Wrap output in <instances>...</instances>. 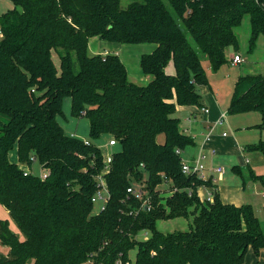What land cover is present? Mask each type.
<instances>
[{"label":"trees","instance_id":"1","mask_svg":"<svg viewBox=\"0 0 264 264\" xmlns=\"http://www.w3.org/2000/svg\"><path fill=\"white\" fill-rule=\"evenodd\" d=\"M10 1L11 9L0 10V205L22 239L0 221V244L8 248L0 264H114L134 249L133 264H242L249 248L259 257L264 234L252 205L223 203L216 191L212 202H200L197 189L211 182L181 172L176 150L194 140L175 115L179 106L201 107L198 88L208 85L201 57L213 72L227 64L225 51L238 49L234 29L246 15L254 50L264 37V0H138L125 9L121 0ZM91 37L155 44L139 59L152 79L136 85L117 55H89ZM170 61L173 75L165 72ZM67 97L71 115L87 119L89 139L108 135L119 147L105 175L109 199L97 213L91 198L102 151L64 133L57 117ZM248 112L264 120L262 74L234 83L227 113ZM13 149L17 163L8 158ZM244 149L264 158L263 140ZM34 160L49 171L45 180L19 166ZM231 170L242 176L239 166ZM248 174L264 189V174ZM141 181L147 210L126 191ZM163 183L170 196L157 190ZM180 217L191 218L188 229H157L159 220ZM142 230L147 240L137 239Z\"/></svg>","mask_w":264,"mask_h":264},{"label":"rangeland","instance_id":"2","mask_svg":"<svg viewBox=\"0 0 264 264\" xmlns=\"http://www.w3.org/2000/svg\"><path fill=\"white\" fill-rule=\"evenodd\" d=\"M138 0H121L120 2V8L125 9L128 4L135 2ZM12 8V3L10 0H0V10L1 12H5L8 9ZM235 34L238 39V49L234 50L232 47H228L225 51L226 59L228 60V63L223 65L218 71L213 72L210 67L209 63L206 60V58L201 57L202 66L206 72L207 78H208V85L207 86H200L199 92L201 94V103L202 105H206L209 98H215L217 100V103L219 107L224 111L226 114L225 116V122L219 127L217 130L221 133L223 130H226L227 134L230 135V137L237 136L238 143H248L246 141H252L256 139L255 137H252V133H245V137L241 139L239 135L237 134L238 130H235L237 128V125H241V123L245 124H251L256 123L260 120V115L257 112H252L249 114H234L229 115L227 113V108L229 104V100L231 97V93L233 90L234 82L237 78V75H244L248 73H254V74H263L264 75V37L262 35H259L257 37L255 48L252 52H249L248 50V40L250 36V21L249 16L246 15L240 26L236 27L234 29ZM190 44L193 45V42L191 38L189 37ZM95 42L97 44H102L103 50H100V54L103 55L104 51L105 54H113L114 47L120 48V52H117V56L125 66L127 70L128 80L131 83H134L136 85H145L147 84L151 79L152 76H144V74L141 72L139 67V57L142 54H148L152 51V49L156 46L152 43H144V44H121V43H110L106 42L104 40H100L99 38L90 39L88 45V53L89 55H96V52L93 50V47L95 46ZM104 54V55H105ZM233 55V56H232ZM241 56L243 59V62L239 64H232L230 62L231 57ZM52 60L55 64V67L59 71V59L55 52H52ZM74 70L78 71V66L76 62L74 63ZM144 78H149V80H144ZM189 115V112L181 111L179 114H176L175 116H179L181 125L180 128L183 130V126L189 125L185 122V118ZM201 115H197L196 122L193 123L191 126L192 132L198 133L201 131L200 127V121H201ZM58 123L61 125V127L64 130V133L68 136H75L79 138L80 140H87L95 144L96 146H105L110 138L108 135H104L100 137L97 140H91L88 136V121L85 117H74L71 115L70 112V98H64L63 104H62V116L57 117ZM185 129V128H184ZM191 132V130H189ZM188 131V132H189ZM187 132V133H188ZM185 134V133H184ZM235 135V136H234ZM251 136V137H250ZM164 140L163 135H159L157 137V142L162 143ZM197 140V139H196ZM237 144H235L234 150L231 149L230 153L228 152H219L220 150L216 148V153L214 155V165L221 166L224 168V172H226V175L229 177L228 185L230 187L234 186L237 187L238 191L241 192L242 184L245 182L246 184V191H248L249 185L253 183V177L248 174V169L253 168L256 172H259L264 169V158L260 155L258 152H242L239 151L238 148H236ZM114 151H118L119 147L115 146ZM195 147H188L186 151L182 153V159L188 160L189 156H193L196 153ZM220 153V154H219ZM8 158L11 162H17L16 159V151L15 149L11 150L8 154ZM248 159L250 161L249 166H247L244 162V159ZM208 162V159L206 163ZM239 166L241 167V173L242 176L237 175L234 173L231 168L233 166ZM21 169L27 170L33 175L39 176L44 170L41 168L40 164L37 161H33L31 167L27 165H19ZM263 173V172H262ZM258 189L260 190V186L257 184ZM168 186L165 184L159 185L157 187V190H159L162 195L168 196ZM203 191V189H202ZM264 199L259 198V200H254V203L256 206L254 208V213L256 217L260 221V226L262 229V232L264 234V221H263V211H262V205ZM257 201V202H255ZM249 203V202H244ZM102 202H96L93 206V213H97L100 210ZM261 207H260V206ZM1 220H9L11 222L10 228L16 232H18V229L14 222L10 219L9 215L6 213V209L0 205V221ZM191 223V218L185 219V218H175L170 220H159L157 222V229L163 233L171 232L174 230H186L188 229V225ZM140 237V236H139ZM1 246V245H0ZM136 249L130 251V256L132 258L135 257ZM91 258H88L90 260ZM85 261L83 264H88ZM27 264H32V261H30Z\"/></svg>","mask_w":264,"mask_h":264},{"label":"crops","instance_id":"3","mask_svg":"<svg viewBox=\"0 0 264 264\" xmlns=\"http://www.w3.org/2000/svg\"><path fill=\"white\" fill-rule=\"evenodd\" d=\"M94 38H98V37H91L90 39H94ZM90 39H89V41H90ZM89 41H88V43H89ZM142 44H144V43H142ZM155 47L152 49V51L155 49ZM102 48H103L102 44H97L95 42V46L93 47V50L96 52V54H100V50H103ZM88 49H89V45H88ZM112 49L114 50L113 54H115V55H117V52H120L119 46L114 47ZM104 54H105V51H104ZM139 59H140V57H139ZM231 59H232V57H231ZM231 59H230V62H231ZM165 72L168 75H173L175 73L172 61H170L168 63V65L166 66ZM249 74H254V73H248V74H244V75H249ZM259 74H261V73H259ZM244 75H237V78L239 76H244ZM144 76L148 77L150 75L144 74ZM237 78H236V80H237ZM144 80H149V78H144ZM236 80H235V82H236ZM201 107L207 108L208 109L207 113L200 112L199 109ZM201 107L179 106V107H177V110H176V114H179L181 111H186V110L189 112V115L185 118V122L189 125H187V126L185 125V127L183 126L184 133L186 135H189L194 140V146L193 147H195V149H196L195 153H197V151L201 148V146H203L204 147L203 151L207 155L208 162L206 163V167L209 169L208 180L211 182V187H204V188H202L203 191L202 190L201 191L203 193L216 191L219 195L220 200L223 203L233 204L235 206H240L243 204H250V205H252L253 208H255L256 205L252 202H254V200H259V198L264 199V189L261 187V185L258 182L252 181L253 183H251L249 185L248 191H246V187H245L246 183L242 184L243 186L241 188V192L238 191L237 187H234V186L230 187L228 185V181H227L229 179V177L226 175V172H224L222 174L220 179H217L216 178L217 174L212 172L213 168L221 167V166H217V165L213 164V162H214L213 158H214V155L218 153V152L216 153V148H218L220 150L219 152L223 151V152L230 153V150L231 149L234 150L235 144H237L236 148H238L239 151H242L244 153L247 151L244 149V147L246 145L255 144L260 140L264 141V120H262L261 116H259L260 120L257 121L256 123L255 122L251 123V124L241 123V125H237V128H235V130H238L237 134L239 135V137L241 139H243L245 137V135H244L245 133H252V132L255 133V134H252V137H255L256 139H254L252 141H246L248 143H242L241 144V143H238L237 136L234 135L235 137H230V135L227 134L226 130L222 131V132H226V136L223 137L222 132L220 133L218 131L219 130L218 128L221 126L212 127L213 123L215 121H217L221 117L222 114L224 115L223 116V123H224L225 122V116H226L224 111L219 107L217 100L215 98H212V97L209 98L207 104L201 105ZM249 113H252V112L243 113V114H249ZM197 115L202 116L201 117L202 119L200 121L201 131L198 133L197 132L193 133L191 126L193 125L194 122H196ZM177 117L179 118V116H177ZM180 123H181V121H180ZM259 124H261V127H256ZM209 127H211V129L213 128L212 132H211V140L209 142L204 143L203 138H204L205 133L208 132ZM189 130H191V132ZM210 149L215 150L214 155L210 154V152H209ZM247 152H250V151H247ZM188 158L190 159L191 156H189ZM16 159H17V156H16ZM244 162L247 166H249L250 161L247 158L244 159ZM15 163H17V162H15ZM239 168L241 170V167H239ZM248 170H250V169H248ZM251 170L256 175L264 174L263 168L259 172H256L253 168H251ZM257 184L260 186V190L258 189ZM244 202H249V203H244ZM255 202H257V201H255ZM262 202L264 205V200ZM263 205H262V207H263ZM6 213L8 214L7 210H6ZM10 226H11V222L9 221V228H10ZM10 230L13 231L14 233L19 234L20 238L22 239V236L20 235L19 231L16 232V231L12 230L11 228H10ZM7 252H8V248L1 245L0 246V253L7 254ZM242 264H264V248L260 251L259 257H256L253 250L251 248H249L246 252V255L244 257V262Z\"/></svg>","mask_w":264,"mask_h":264},{"label":"built area","instance_id":"4","mask_svg":"<svg viewBox=\"0 0 264 264\" xmlns=\"http://www.w3.org/2000/svg\"><path fill=\"white\" fill-rule=\"evenodd\" d=\"M243 62L242 57L236 56L231 59L232 64H239ZM33 91V90H32ZM202 113H207L208 109L201 107L199 109ZM223 114L221 117L213 123V126H221L223 124ZM213 129V128H212ZM211 127L208 128V132L204 135V143L209 142L211 140ZM222 136H226V132H222ZM75 137V136H73ZM85 145H89L90 141L82 140ZM117 146L116 141L114 138L110 137L107 144L105 146H98L102 151V162H103V169L102 171L96 175L95 181H96V191L94 195L91 198V202L95 204L96 202H102L100 210L104 209L108 199H109V193L105 181V175L110 171V165L112 163L113 155L116 151H114V147ZM203 146L197 151V153L193 156H191L188 160H181V172L185 175H194L197 179L201 181H207L208 180V171L209 169L206 167V161H207V155L203 151ZM184 152V151H183ZM180 150H176V153H183ZM210 154L214 155L215 150L210 149ZM24 175H27V170H24ZM212 172L217 174V179H220L222 174L224 173V169L222 167H215L212 169ZM49 175L48 170H44L40 175L39 178L41 180H45L47 176ZM166 185V183H163ZM144 181H141L139 183H133L130 187L127 188V193L134 196L137 200L141 202V206H143L144 209H149V196L147 195V190L145 188ZM205 186H201L197 189V196L200 202H212L213 201V192H206L203 193L201 190ZM173 193V191L168 190V196H170ZM99 210V211H100ZM149 232L147 230H142L137 234L138 240H147L149 238ZM140 236V237H139ZM153 254V253H152ZM135 261V257L132 258L130 256V252L128 253L127 259L123 260L122 256H118L115 260L114 264H133ZM86 263L88 264H102L101 262H97L94 259L88 260Z\"/></svg>","mask_w":264,"mask_h":264}]
</instances>
